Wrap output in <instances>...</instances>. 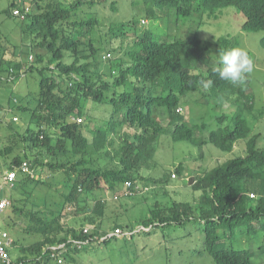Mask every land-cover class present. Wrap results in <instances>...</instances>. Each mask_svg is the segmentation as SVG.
Here are the masks:
<instances>
[{"label": "trees", "instance_id": "1", "mask_svg": "<svg viewBox=\"0 0 264 264\" xmlns=\"http://www.w3.org/2000/svg\"><path fill=\"white\" fill-rule=\"evenodd\" d=\"M30 1L36 4V12H26L27 4L22 6L13 4L12 14L15 15L13 12L18 9L20 14L17 16L21 17L22 13L24 15L22 19L26 17L30 19L28 26L34 33L33 48L43 49V52L30 53L25 60L21 53L16 54L7 48H1L0 80L17 83L29 69L30 71L36 69L40 74L39 90L32 94V105L19 104L18 99L13 98V101L18 103V109L30 110L29 123L24 129L12 125L14 116L9 121L6 120L5 114L11 106L0 104V128L6 122L3 137L7 140L6 146H0V156L6 160V167L2 169H11L23 161H28L33 169L37 166L54 172H64L67 178L63 180V185H67L68 189L61 193L63 201L59 208L55 204L57 208L51 209L45 201L44 206L47 209L41 210L31 199L32 193L39 184H52L47 181L41 183L31 174L17 172L13 191L18 195L10 194L12 204L8 208V210L11 208L8 214L11 212L29 218L37 225L36 231L42 234V238L32 247L23 248V256L12 263L26 264L28 261L30 264H46L51 256L49 251H43V247L46 244L67 242L69 236L74 239L107 242L121 238L113 237L99 241L108 230L117 227H123L124 231L135 230L130 224L124 226L118 221L112 228H102L101 223L107 215L105 214L107 205L101 199L94 202L91 210L102 218L101 225L95 223L96 219L88 215L87 222L94 226L88 234H83L82 227L77 230L74 227L60 228L59 226H63L61 211L64 204L79 205L83 194L92 193L97 189L102 190L104 186L114 191L117 185L122 184L124 188L121 196H125L126 182L131 181L129 188L133 193L125 197L135 194V186L132 184L135 179L133 170L139 167L141 162L149 163L155 154V142L160 135L167 133V129L158 119V108L166 109L169 114L168 132L173 140L198 143L196 129L187 123L180 105L183 97L202 88L200 81L203 79L213 82L210 89L216 93L231 98L237 96L234 101L241 111L235 115V125L232 129L224 125L227 118L225 115L219 117L222 125L212 130L207 140L224 151H230L238 140L246 139L245 156L231 158L193 182L195 189L202 190L198 216L204 220L206 250L217 264H254L253 253L250 250L228 249L217 244L218 238L223 233L226 234L220 231L225 228L233 231L236 226L247 222L252 229L258 227L264 229V196L257 199L251 197L250 189L242 185V182L264 179V148L258 146L261 134L252 133L248 119L242 114L243 110L247 112L252 110L253 97L244 92L243 86L220 79L213 71V66H209L206 73H190L187 70L185 64L191 65L193 58L202 54L203 39L197 34L193 37H178L172 40L164 38L159 41L155 37L160 36L148 30L144 31L136 38L134 50H128L129 58L126 61L122 59L113 61L111 70L104 75L95 66L99 49L95 48L91 40L87 47L82 49L80 43L70 34L71 28L80 33L84 28L95 27L97 23L95 17L90 16L82 21L71 19L77 9L86 4L85 2L94 5L96 0H77L68 7L62 6L60 0ZM144 1H151L155 9L168 15V18L174 15L176 20L180 17L191 18L198 12L205 15L207 11L235 5L245 17L242 24L244 30H264V0ZM148 10V13L155 15L154 9ZM128 23L131 27L134 26L137 32L141 28L140 22L137 23L134 19H130ZM227 41L229 39L224 38L218 42L223 45ZM233 47L237 46L231 48ZM47 54H50L47 64L42 68H36L34 62L46 61ZM30 56L34 62L30 61ZM66 56L71 57V62L66 61ZM106 58L107 55H103V59ZM84 100H91L96 104L109 101L113 106L111 116L105 120L106 125L95 129L92 132V139L83 131V127L87 125L73 120L75 115L84 113L83 109L81 110ZM33 123L37 129L31 128ZM114 135L119 136L122 141V146L116 154L118 161L113 166H102L98 164L99 157L96 155H105L103 152L105 148L114 144L115 139L112 137ZM202 139L200 142L206 141ZM176 170L179 172L181 169L179 167ZM249 199H256V202L249 204ZM21 203L25 208L20 205ZM29 204L31 207L26 208ZM193 214L190 204L175 203L168 208L152 209L150 216L142 219V224L151 225L152 230L158 224L164 226L190 220ZM55 223L59 226L53 227ZM26 230L33 232L30 229ZM123 237L129 238L127 235ZM85 248L86 246L71 247L69 244L63 256L64 258L72 256L74 259V254ZM261 248L264 251V237Z\"/></svg>", "mask_w": 264, "mask_h": 264}, {"label": "rangeland", "instance_id": "2", "mask_svg": "<svg viewBox=\"0 0 264 264\" xmlns=\"http://www.w3.org/2000/svg\"><path fill=\"white\" fill-rule=\"evenodd\" d=\"M75 1L77 0H60V3L68 7ZM85 3L77 9L71 21H82L91 16L97 19V23L94 28H84L80 33L71 28L70 34L80 43L82 49L87 47L90 40L95 48L99 49L95 66L104 75L111 70L113 61L117 62L119 59L126 61L129 58L128 50H134L136 38L147 30L160 36L155 37L159 41L164 38L172 40L178 37H193L194 34L201 37L202 54L193 58L191 65L185 64L190 73H206L209 66L215 68L218 65L219 53L232 46L245 49L253 60L254 70L241 86L245 93L253 97L254 104L250 112L243 110L242 114L248 119L252 133L261 134L258 146L264 148V30H244L242 24L245 17L237 6L216 8L207 11L205 15L198 12L191 18L180 17L176 20L174 15L168 18V15L155 9L151 1L96 0L94 5ZM13 4L19 6L27 4L31 13L37 11V6L30 0H0V49L7 48L10 52L21 53L26 60L30 53L43 52V49L33 48L34 33L28 26L30 19L13 15ZM150 8L155 10V15L148 13ZM130 19L140 22L141 28L138 32L134 26L128 25ZM224 38H228L229 41L220 45L218 41ZM103 55H107V58L103 59ZM49 56L50 54H47L44 62H34L32 58L36 68L45 66ZM71 60V57L66 56V61L71 62ZM39 79V72L36 69L32 71L29 69L17 83L0 80V104L11 106L5 114L7 121L13 116L20 118L19 121L12 122V125L18 129H24L30 119V110L18 109V103L32 105V94L39 90ZM213 91L210 88L198 89L183 97L180 105L181 113L187 123L196 129L198 143L173 140L168 132L169 114L166 109L158 108V119L167 129V133L160 135L155 142V154L149 163L141 162L139 167L133 170L135 179L132 184L135 186V194L131 197L121 196L124 188L122 184L117 185L114 191L104 186L102 190L97 189L92 193L83 194L79 205L64 204L61 211L63 226L55 223L53 227L59 226L62 229L74 227L77 230L88 224L92 226V223L86 220L88 215L96 219L95 223L100 224L102 218L91 211L94 202L98 199L104 200L103 203L107 205L105 209L107 215L101 223L104 229L112 228L116 221L124 226L130 224L137 229L142 224V219L150 216L152 209L168 208L175 203L190 204L194 212L193 218L182 223H169L164 226L158 224L149 232L137 230L129 238H114L107 242L94 241L86 245L85 249L75 253L74 259L72 256L62 260L50 258L46 264H217L206 250L204 220L198 216L202 190L195 189L193 182L227 160L245 156L246 139L238 140L230 151H224L207 140L209 133L222 125L219 117L225 115L227 118L224 120V125L232 129L235 125V115L241 112L239 105L234 101L237 96L231 98ZM15 97L18 103L13 101ZM82 109L84 113L79 116L83 118L82 123L87 125L83 127V131L89 139H92V132L106 125L105 120L111 116L113 106L109 101L96 104L94 101L84 100ZM77 116L75 115L73 120H76ZM5 124L6 122L0 128L1 147L7 145V140L3 137L6 132ZM31 128L37 129V126L33 123ZM112 137L115 139L114 144L105 148L103 151L105 155H96L99 157L98 164L102 166H113L118 161L116 154L122 146V141L119 136ZM201 139L206 141L200 142ZM33 152L37 153L35 150ZM5 163V158L0 156V169L6 167ZM179 167L181 170L177 172L176 169ZM34 169L32 176L35 179L41 183L47 181L52 185L39 184L32 193L31 199L41 210L47 209L44 206L45 201L50 205L49 208H59L63 201L61 193L68 189L67 185H63V180L67 178L65 173L50 171L45 167L34 166ZM173 173H176L175 177ZM242 185L250 189V196L253 195L256 199L264 196V179L242 182ZM8 188L9 186L6 185L3 192L14 193L13 188ZM15 194L18 195L14 193V196ZM116 194L120 195L117 199L114 197ZM256 199H249L248 203L252 204ZM20 205L25 208L22 203ZM29 207L30 204L26 208ZM9 210L7 209L3 215L5 217L2 220V228L13 239V244L8 246L7 250L11 262H14L23 256L22 249L32 247L42 238V234L36 231L37 225L29 218L11 212L8 214ZM26 229L33 232H27ZM220 231L226 233L218 238L217 244L220 247L248 249L253 253L254 264H264V251L261 248L264 229L260 227L252 229L246 222L236 226L233 231L228 228ZM26 264L30 262L27 261Z\"/></svg>", "mask_w": 264, "mask_h": 264}, {"label": "built area", "instance_id": "3", "mask_svg": "<svg viewBox=\"0 0 264 264\" xmlns=\"http://www.w3.org/2000/svg\"><path fill=\"white\" fill-rule=\"evenodd\" d=\"M26 12H29V7L26 8ZM15 15H19L20 11L18 9H15L13 12ZM21 17L24 18V15L21 13ZM32 60V56L29 58ZM10 79H13V77H10ZM179 110V109H177ZM14 121H19L18 116L13 117ZM76 121L81 123L83 122V118L81 116L76 117ZM18 171H22L24 173H28L33 175L34 169L30 162L23 161L19 166H14L11 169H0V264H12L9 255L7 247L13 244V239L11 238L10 234L2 228V220L3 215L5 214L6 210L11 206L12 201L10 198V194L3 192L6 185L9 186V188L14 187L16 175ZM173 177H175V174L173 173ZM131 186V181L126 182V190L124 192L125 196L132 195L133 191L129 188ZM8 188V189H9ZM118 194L114 197L117 199ZM253 197V195H251ZM114 198V199H115ZM83 234H88L91 230L94 229V226H90L89 224L82 227ZM151 225L145 226L140 225L137 229L133 231H124L120 227L115 228L114 230H108L106 234L102 235L99 239V241H102L103 239L113 238V237H123L125 235L131 236L133 232L137 230H143V231H150ZM94 242L92 239H74L71 236H69L67 242H62L59 244H46L43 247V251H49L51 258L55 259H64L63 254L66 251V248L69 246V244L72 246H76L78 248L84 247L86 245L91 244Z\"/></svg>", "mask_w": 264, "mask_h": 264}, {"label": "clouds", "instance_id": "4", "mask_svg": "<svg viewBox=\"0 0 264 264\" xmlns=\"http://www.w3.org/2000/svg\"><path fill=\"white\" fill-rule=\"evenodd\" d=\"M253 70L254 64L252 58L245 49L240 47H233L220 52L218 65L213 69L220 79L233 85L244 84L248 75ZM212 83L211 80L202 79L200 81L204 90H208L212 86Z\"/></svg>", "mask_w": 264, "mask_h": 264}]
</instances>
